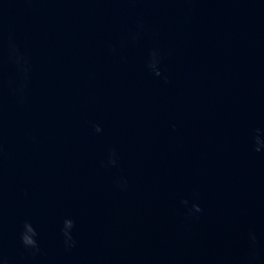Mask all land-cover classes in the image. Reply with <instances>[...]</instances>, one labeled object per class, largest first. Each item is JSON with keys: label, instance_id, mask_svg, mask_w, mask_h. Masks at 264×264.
Masks as SVG:
<instances>
[{"label": "water", "instance_id": "water-1", "mask_svg": "<svg viewBox=\"0 0 264 264\" xmlns=\"http://www.w3.org/2000/svg\"><path fill=\"white\" fill-rule=\"evenodd\" d=\"M0 264H264V0H0Z\"/></svg>", "mask_w": 264, "mask_h": 264}]
</instances>
